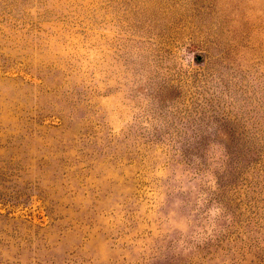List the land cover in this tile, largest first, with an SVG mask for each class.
I'll return each mask as SVG.
<instances>
[{
	"label": "rangeland",
	"instance_id": "1",
	"mask_svg": "<svg viewBox=\"0 0 264 264\" xmlns=\"http://www.w3.org/2000/svg\"><path fill=\"white\" fill-rule=\"evenodd\" d=\"M0 264H264V0H0Z\"/></svg>",
	"mask_w": 264,
	"mask_h": 264
},
{
	"label": "clouds",
	"instance_id": "2",
	"mask_svg": "<svg viewBox=\"0 0 264 264\" xmlns=\"http://www.w3.org/2000/svg\"><path fill=\"white\" fill-rule=\"evenodd\" d=\"M223 209L220 208V207H217L215 208L213 211H212V215L215 216V215H218Z\"/></svg>",
	"mask_w": 264,
	"mask_h": 264
}]
</instances>
